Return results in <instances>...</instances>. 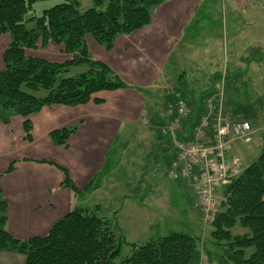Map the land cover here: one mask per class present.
I'll list each match as a JSON object with an SVG mask.
<instances>
[{"label": "trees", "instance_id": "trees-1", "mask_svg": "<svg viewBox=\"0 0 264 264\" xmlns=\"http://www.w3.org/2000/svg\"><path fill=\"white\" fill-rule=\"evenodd\" d=\"M40 1L48 0H0V35L9 37L0 69V121L8 125L12 116L20 117L28 143L32 141L29 117L44 107H78L91 102L99 105L103 102L94 98L97 93L128 88L106 64L91 59L86 38L111 51L117 37L147 27L153 11L165 2L90 0L92 7L81 11V0H62L38 18H25ZM28 23H34L30 30ZM37 43L43 49L50 43L61 46L71 58L51 63L28 56L27 50H35ZM80 67L86 68V72L68 76L72 69ZM181 95L189 106H194L188 123L193 126L204 113L199 104L203 97L194 104ZM167 102L174 103L171 98ZM76 130H55L48 137L54 146L66 147ZM39 163L61 171V186L80 194L66 170L50 162ZM13 169L11 164L6 173ZM101 175L90 184L98 183ZM218 191L221 202L210 232V242L217 251L205 252L208 263L264 264V145L258 158ZM0 211V253L19 254L25 258V264H114L120 258L121 240L105 220L88 210H74L58 220L46 235L28 240L15 239L6 231V203L1 192ZM236 226L247 232L235 235L232 230ZM199 245L196 237L173 232L139 246L132 245V255L119 264H202ZM248 251L251 252L247 256Z\"/></svg>", "mask_w": 264, "mask_h": 264}, {"label": "rangeland", "instance_id": "rangeland-1", "mask_svg": "<svg viewBox=\"0 0 264 264\" xmlns=\"http://www.w3.org/2000/svg\"><path fill=\"white\" fill-rule=\"evenodd\" d=\"M61 2L62 0L37 2L25 18H38L43 11ZM91 7L90 0L79 2L81 11ZM26 27L30 30L34 27V23H28ZM8 44V35H0V69L3 68L2 54ZM86 45L91 59L95 61L101 62L94 57L93 47L107 53L110 52L98 46L90 37L86 38ZM26 54L32 58L44 59L51 63H63L71 58L63 53L61 46L53 43H50L45 49L41 47L40 43H37L35 50H27ZM250 55L255 60H262L259 64L256 63L255 69H247L242 64L231 70L230 65L234 64L232 63L233 57L239 56V59L244 60ZM84 72H86V68L80 67L72 69L68 76L73 77ZM163 77L169 80L168 86L164 85L165 87L158 90L148 91L150 95H147L146 101L149 102V105H153L151 107V110L154 111L153 114H156L157 118L161 120L164 119L165 123L167 120L164 108L175 105L178 100H184L181 94L184 95V98L197 100L201 97L215 96L217 97V105L221 107L223 118L227 116L225 111L228 109L230 112L229 118L232 117L235 121H251L253 114H256L258 108L262 109L264 105V0H205L198 9L190 28L185 33L184 43L178 45L165 66ZM213 79H216V83L211 93H209V82ZM247 93L257 95L256 105L247 106L249 103L246 100ZM170 98L174 103L167 104ZM84 106L78 107H83L80 108L83 111L88 109ZM78 107L61 105L44 107L40 113L53 117V119L59 117H64L62 120L67 119L64 126L49 125V127H53L48 130V135L52 131L64 128L78 129L77 121L79 118L72 115H77L79 110L76 108ZM232 111H235L234 115H232ZM32 116L29 117L30 122ZM258 120L260 122L264 121V111L260 113ZM151 121L148 116L141 120V124L145 123L143 126L146 129L141 128V130L138 126H129L128 128L124 126L121 129L116 145L113 150L109 149L99 172V175H101L110 169L109 175L102 178L99 183L100 189L96 192H93V190L97 188V183L87 185L80 191L79 196L72 192L76 195V198L71 200L68 213L79 209L88 210L90 214H94L108 223L114 236L121 240L120 258L114 264H119L122 259L132 255V245L139 246L173 232L187 234L200 240L201 263L215 264L208 263L205 253H215L217 251L216 247L210 242L212 222H204L199 210V213H197L194 208L191 222H189L187 212L186 215L184 214V205L186 207L187 199L194 201L190 187L188 186L189 190L182 192L173 188V184L170 183L172 180L166 177V171L159 156L161 153L153 143L141 139L142 132L145 134L146 132L152 133L151 127L153 125ZM22 122L23 120L17 116H12L8 125H4L0 121V125L9 126L11 124L12 126V130L8 131L11 147L7 148V145H3L0 148V175L7 174L6 169L11 164L13 168L15 167L16 161L14 160L18 162L19 159L13 157L17 155L34 158L42 157L48 161L54 160V157L59 159L73 158L76 147L75 141L70 140L73 135L69 137L66 147L54 146L49 142L53 149L59 148L58 150H52L49 146V152L43 138L34 136L32 145L33 140L29 143L25 141ZM49 122L54 121L43 120L42 123H37V126L44 127L43 123L47 125ZM31 125L32 137V133H34L32 122ZM162 127L163 125L160 124L157 127L161 138H163L160 133ZM19 134L23 135L25 144L22 139H20V142L18 141ZM261 143L263 146L264 134L261 136ZM259 144L253 151L254 153L248 157L241 155L240 152L239 156L243 157L240 160L243 168L258 158L262 149ZM67 147L69 149L68 153L65 151ZM239 151L241 150L239 149ZM36 165L30 166L32 170L28 175L37 179L36 185H41L45 182L43 179L48 177L43 172L40 173L41 168ZM60 173L63 181L64 174ZM40 176L43 178L41 181L39 180ZM50 180L51 182L54 181L49 178L48 183H50ZM181 182L185 181L181 180ZM148 186H154L156 189L154 188L149 192ZM215 196L217 200L219 199L218 203H220L219 191L216 192ZM125 198L128 199L125 200ZM196 206L198 209L197 200ZM62 214L63 211L60 210L53 218H57ZM232 232L235 235H242L247 230L236 226ZM251 251L247 252V256Z\"/></svg>", "mask_w": 264, "mask_h": 264}, {"label": "crops", "instance_id": "crops-1", "mask_svg": "<svg viewBox=\"0 0 264 264\" xmlns=\"http://www.w3.org/2000/svg\"><path fill=\"white\" fill-rule=\"evenodd\" d=\"M204 1L165 0L163 4L153 11L151 22L147 27L131 35L117 37L113 49L109 53L97 47L92 48L94 57L105 63L128 88L115 92L98 93L94 98L101 100L102 104L89 103L84 106L88 108L84 111L80 109L83 107L76 108L79 112L77 115H72L79 118L77 121L78 129L70 138V140L75 141L77 147H75L73 158L59 159L52 156L55 159L48 161L42 157L34 158L22 155L13 157L19 159L18 162L14 160L16 164L13 172L0 175V192L6 203L5 229L13 238L28 240L46 235L57 220L61 219L60 217L63 218L68 214L70 202L76 198V195L70 190L61 187L63 182L61 171L48 164L38 163L39 161L50 162L66 170L76 189L81 191L90 184L93 178L99 175L105 156L108 155L109 149L113 150L116 145L121 129L124 126L126 128L138 126L140 129H146L141 124V120L145 116L152 120V133L146 132L145 134L142 132L141 139L153 143L155 148L162 154L159 156L167 173L173 160V147L169 140L160 137L157 127L159 124L163 125L165 120H161L157 118L156 114H153L154 111L151 110L153 105H149L146 98L147 95H150L148 91L158 90L165 87L164 85L168 86L169 80L163 77L165 66L178 45L184 43L185 33L190 28L198 9ZM238 57L232 58V63L234 64L230 65L231 70L242 64L247 69H255L256 63L259 64L262 61L261 59L255 60L251 55L244 60ZM215 83L216 79L209 82V93H211ZM191 100L194 104L198 101L197 99ZM246 100L249 101L247 106L256 105L257 95L255 93H247ZM258 109V112L253 114L251 121L244 120L252 127V143L243 145L233 142L230 151L231 156L242 160L243 157L239 156L240 152L241 155L248 157L254 153L253 151L257 148L259 142V145L262 146L261 136L264 134V121L260 122L258 117L264 111V105L262 109L260 107ZM225 112L227 115L225 120L227 122H236L232 117L229 118L230 112L228 109ZM234 114L235 111H232V115ZM63 118L53 119V117L44 115V113L32 116L31 122L33 123L34 133H32L33 142L31 145L34 143V136L43 138L49 151L51 141L47 140L49 139L48 130L53 126H64L67 119L62 120ZM43 120H52L54 122H49L50 124L48 123L47 125L43 123L44 127L37 126V123L40 124ZM51 124L54 125L49 127ZM11 130V124L9 126L0 125V148L3 145H7V148L11 147L8 133ZM19 136L18 141L20 142V139L23 141V135L19 134ZM23 143L25 144L24 141ZM68 147L65 148L66 153L69 152ZM58 149L52 148V150ZM35 165L41 168L40 173L43 172L48 177L43 179L40 176L39 180L43 179L45 181L41 185H36L37 179L28 175L32 170L30 166ZM104 173L99 177L97 188L93 192L100 189L99 183L102 178L109 175L110 169ZM49 178L54 181L51 182L50 180V183H48ZM170 183L173 184V188L181 192L189 190L188 185L185 182H181L180 178L173 179ZM154 188V186H148L149 192ZM191 194L194 197V201L192 202V199L186 198V207L184 205V214L186 215L187 212L189 222L192 219L193 208L199 213L196 206V195L192 190ZM127 199L125 198V200ZM60 210L63 211V214L53 218ZM0 264H25V258L15 253H0Z\"/></svg>", "mask_w": 264, "mask_h": 264}, {"label": "built area", "instance_id": "built-area-1", "mask_svg": "<svg viewBox=\"0 0 264 264\" xmlns=\"http://www.w3.org/2000/svg\"><path fill=\"white\" fill-rule=\"evenodd\" d=\"M216 99L210 95L200 101L204 113L193 126L188 123L194 106L185 100L167 106V122L160 130L174 151L166 176L187 183L196 195L198 210L206 223H211L219 210L217 188L243 171L240 159L230 155L232 143L250 145L253 133L248 122H227Z\"/></svg>", "mask_w": 264, "mask_h": 264}]
</instances>
